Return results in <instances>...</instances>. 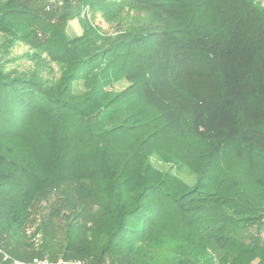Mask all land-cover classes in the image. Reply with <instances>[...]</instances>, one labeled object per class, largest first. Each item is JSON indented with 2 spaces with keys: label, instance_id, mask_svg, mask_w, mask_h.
<instances>
[{
  "label": "trees",
  "instance_id": "trees-1",
  "mask_svg": "<svg viewBox=\"0 0 264 264\" xmlns=\"http://www.w3.org/2000/svg\"><path fill=\"white\" fill-rule=\"evenodd\" d=\"M128 10L115 33L92 23ZM0 34V264H264L263 6L0 0ZM17 43L35 70L9 66ZM54 191L32 251L31 209Z\"/></svg>",
  "mask_w": 264,
  "mask_h": 264
},
{
  "label": "rangeland",
  "instance_id": "rangeland-1",
  "mask_svg": "<svg viewBox=\"0 0 264 264\" xmlns=\"http://www.w3.org/2000/svg\"><path fill=\"white\" fill-rule=\"evenodd\" d=\"M261 6L264 7V0H256ZM49 4L51 5L52 2L50 1ZM55 5H53L54 7ZM50 9V8H49ZM136 16V13L134 11H124L119 19L114 21H105L99 13H96L95 16L92 18V23L94 26H97L101 32L103 33H115L121 29H123L128 23L134 20ZM55 20V19H54ZM53 20V22H54ZM64 32L66 34V37L69 39L73 37L74 35H78L81 32V27L79 21L76 19L70 20L65 29ZM38 38L42 39V36H38ZM4 40L3 35L0 34V43ZM27 50L26 46L22 45L21 43L15 44L10 51L9 57H15L13 62L9 63L10 67L17 68L21 71H27L30 72L35 70L36 66L33 64L29 59L23 56L24 52ZM51 71L46 72V70L42 71V76L46 78H50L53 80L56 79V77L59 75V69L56 63L50 64ZM126 85L125 81H119L115 83L112 88L115 90H120ZM80 87V86H79ZM156 165L164 170H170L173 173L177 174L180 179L184 180L186 183L191 184L194 183L196 180V176L192 173H190L185 167L177 165V167H174V164L168 163H157ZM58 196L57 192H51L47 197L39 199L34 206L31 209L30 219L28 224L26 225L25 230V239L28 245H31L29 247L32 251L37 250L41 247V244L43 242V232L40 231V225L42 221L44 220L45 216L48 213V209L50 205L54 202L55 197ZM63 218H55L53 220V224L50 226V229L54 232V241L55 243H58L61 240L62 236V230H63ZM253 231V228L251 229ZM262 236H264V231L261 233ZM25 248L23 245L21 246L23 251H28V246ZM40 258V257H36ZM42 258H48L47 256H44ZM57 260H63L60 257ZM72 261H80L82 264H84L81 260H68V262ZM108 264V263H104Z\"/></svg>",
  "mask_w": 264,
  "mask_h": 264
},
{
  "label": "built area",
  "instance_id": "built-area-1",
  "mask_svg": "<svg viewBox=\"0 0 264 264\" xmlns=\"http://www.w3.org/2000/svg\"><path fill=\"white\" fill-rule=\"evenodd\" d=\"M8 256H4V259H7ZM82 264L80 261H72V262H66L64 260H56L52 261L49 258H33L30 261H23L19 259H11L10 264Z\"/></svg>",
  "mask_w": 264,
  "mask_h": 264
}]
</instances>
